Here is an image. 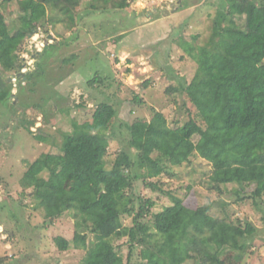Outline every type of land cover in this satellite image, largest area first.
Wrapping results in <instances>:
<instances>
[{
    "label": "rangeland",
    "instance_id": "1",
    "mask_svg": "<svg viewBox=\"0 0 264 264\" xmlns=\"http://www.w3.org/2000/svg\"><path fill=\"white\" fill-rule=\"evenodd\" d=\"M19 1L0 0V14L11 30L23 15ZM121 1L110 0L105 7L99 5L105 11H94L89 0H81L73 10V22L65 19L60 23V13L47 10L46 22L38 24L19 47L21 70L0 63L2 264H83L94 235L86 233V248L60 252L53 240L62 237L72 243L75 219L64 213L47 227L43 210L25 197L31 189L20 181L29 164L47 162L48 156L59 154L62 135L79 134V125L91 121L98 104L108 103L117 112L108 132L106 169L118 164L132 178L143 173L135 165L137 153L126 146V125L149 122L153 110L165 114L170 128L188 120L186 110L196 118L186 95L167 90L187 86L197 71L183 42L215 46L219 31L228 23L225 3L126 0L127 7L119 9ZM135 97L142 104H136ZM34 136L46 137L47 143ZM128 164L133 167L126 168ZM211 171V164L195 154L189 163L172 168L156 181L163 191L180 197L185 207L210 205V215L226 221V228L214 241L219 250L217 264H264V198L256 203L246 199L253 187L216 188L209 181ZM142 180V176L130 180L131 191L126 189V194L154 200L153 212L171 205L166 195L147 188ZM236 191L241 192L239 196ZM239 198L244 201L237 202ZM246 222L255 227L256 234L245 240L244 253L237 249L244 242L237 226L244 228ZM121 223L130 226L131 219L122 217ZM123 242L113 241L112 245L125 262L128 251L121 246Z\"/></svg>",
    "mask_w": 264,
    "mask_h": 264
},
{
    "label": "trees",
    "instance_id": "2",
    "mask_svg": "<svg viewBox=\"0 0 264 264\" xmlns=\"http://www.w3.org/2000/svg\"><path fill=\"white\" fill-rule=\"evenodd\" d=\"M37 1H19L23 15L14 30L0 14L3 66L9 64L20 71L19 47L38 24L46 22L47 10L60 13L64 18H59L60 23L65 19L73 22V10L81 0H40L39 6ZM89 2V8L97 11L110 0ZM223 2L228 23L219 31L215 46L183 42L197 71L187 86L167 90L186 95L196 118L186 110L188 120L170 128L165 114L153 110L149 122L137 120L125 126L126 146L137 153L135 165L143 174L132 178L118 164L106 169L108 132L117 115L108 103L96 106L91 121L79 125V134L62 135L59 154L27 166L20 184L31 189L25 197L43 210L44 224L51 226L64 213L75 219L72 243L62 237L53 240L60 252L86 248V233H92L94 242L83 264H217L219 250L214 241L226 228V221L211 216L210 205L185 207L180 197L163 191L156 181L172 168L189 163L195 154L211 164L209 181L216 188L253 187L246 199L256 203L264 198V0ZM118 6L125 9L126 0ZM134 102L140 105L142 99L135 97ZM34 138L47 143L44 136ZM141 176L144 186L166 195L171 205L153 212L154 200L128 196L130 180ZM240 193L236 191L238 196ZM122 217L131 219V225L123 226ZM237 229L244 242L236 247L245 253V240L253 238L256 229L249 222ZM121 240L128 251L125 262L112 245Z\"/></svg>",
    "mask_w": 264,
    "mask_h": 264
}]
</instances>
